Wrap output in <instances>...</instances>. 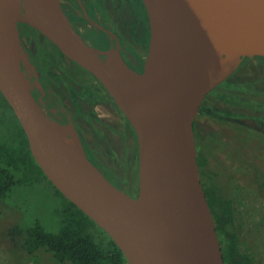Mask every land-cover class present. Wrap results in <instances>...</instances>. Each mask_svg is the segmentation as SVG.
<instances>
[{"label":"water","instance_id":"water-1","mask_svg":"<svg viewBox=\"0 0 264 264\" xmlns=\"http://www.w3.org/2000/svg\"><path fill=\"white\" fill-rule=\"evenodd\" d=\"M27 2L0 0V95L47 180L110 237L127 264H224L197 164L194 122L205 98L243 58H264V0H197V10L191 0H141L150 30L146 59L153 58L146 95L122 90L108 57L133 70L113 47L86 43L59 0H34L51 23L40 34L99 83L135 133L137 197L111 183L86 156L76 130L32 98L21 64L42 88L18 40Z\"/></svg>","mask_w":264,"mask_h":264},{"label":"rangeland","instance_id":"rangeland-1","mask_svg":"<svg viewBox=\"0 0 264 264\" xmlns=\"http://www.w3.org/2000/svg\"><path fill=\"white\" fill-rule=\"evenodd\" d=\"M263 65V62L258 59L246 60L244 68L237 72L239 77L235 80L229 79L219 88L225 91L226 95L231 86L238 81L251 80L258 82V88L252 84L253 91H250V93L254 94L255 91L264 89ZM54 66L52 61L48 63V67L52 71L58 72L56 68H53ZM25 69L24 74L31 89L30 71L26 67ZM75 77L79 81L88 79L93 82L88 74L81 71L75 72ZM240 87L242 88L244 85L240 84ZM217 93L216 91L211 92L200 108V113L196 118V127L199 131L196 145L200 150L207 145V148H209V144L213 140L212 134L214 135L216 131H219L222 135L221 145H215L213 148L211 145L209 149L213 156L225 160L226 165L229 166V174L232 177L242 178L247 170L244 169L241 162L238 163L237 160L233 161V159L236 154L242 153V148L245 149L246 155L264 152V120L258 121L262 125L257 122L254 123L253 120L242 121L239 127L232 124L230 120L222 121L225 116L233 114L232 109L235 106L233 108L227 106L221 99H218L219 95H216ZM30 94L32 96V93ZM227 99L233 102L231 105L235 103L231 95H228ZM246 102L250 103L252 107L259 105L254 101ZM226 107L228 109L224 110ZM114 108L110 105H98L96 114L100 116L105 127L97 132L86 127L84 137L90 144L95 145L100 150V159L112 171L113 179L126 190L127 194L137 197L139 194L140 160L138 142L135 137H132L131 130L126 126L127 123L123 116ZM236 111L243 112V109L237 108ZM238 112L234 111V113ZM11 113L7 108L0 106V142H7V146L8 143H11L8 142L9 134H12L17 125ZM70 126L73 127L72 124ZM248 126L250 128H247ZM248 129L250 130L251 142H246V145L243 146L240 135L242 133L248 134ZM230 136L234 137L230 138ZM245 154L241 155L245 156ZM28 170L29 172L20 173V175L26 174L28 179H25L27 181L18 190V193L7 202L8 204L0 203V264H59L45 250H40L34 256H29L22 248L23 233L31 223L38 222L48 231L59 229L61 220L59 212L63 206V199L57 196L45 180L35 181L31 177L37 175L36 170L30 168ZM246 176H249L248 173ZM214 184L221 188L220 181H215ZM242 188L244 191L240 190L239 194L237 193L238 202L242 205L237 217L241 248L248 256L251 255L252 258L257 259L264 252V195H262L264 192H259L256 185L253 187V185L246 184Z\"/></svg>","mask_w":264,"mask_h":264},{"label":"trees","instance_id":"trees-1","mask_svg":"<svg viewBox=\"0 0 264 264\" xmlns=\"http://www.w3.org/2000/svg\"><path fill=\"white\" fill-rule=\"evenodd\" d=\"M56 50L59 51L57 48ZM240 84H243L244 87L241 88ZM252 84L258 88L256 81H238L231 86L230 91L226 92L225 95V91L219 88L223 85L222 83L218 86L216 95H219L218 99H221L227 106H232V108L235 106L232 109V115L240 114L251 119L264 120V92L259 89L254 94L250 93L253 91ZM214 91L215 89L212 92ZM228 95L234 99L233 105H231L233 102L228 101ZM246 101H254L259 105L252 107ZM0 106L7 108L11 113L1 95ZM237 108L243 109V112L236 111ZM227 109L226 107L224 110ZM234 111L238 113H234ZM11 115L17 124L16 129L12 134H9L8 142L11 143H8L7 146V142H0V203L8 204L7 202L23 187L27 181L25 179L28 177L26 174L20 175V173L29 172L28 168L36 170L37 175L31 176L35 181L45 180L57 196L63 199V206L59 212L61 218L59 229L48 231L38 222L31 223L23 233L22 248L24 252L29 256H34L38 251L45 250L59 264H127L122 252L110 237L65 199L47 180L30 155L25 135L14 115L12 113ZM232 115L224 118L235 117ZM198 133V128L194 126L196 140ZM220 143L217 145L220 146ZM211 145L212 148L215 147L216 141L210 142L209 148ZM207 146L202 150L197 148V164L206 199L214 219L223 262L224 264H264V252L257 259L243 252L240 230L237 224V217L242 206L238 202L237 193L239 194L240 190L244 191L242 187L246 184L253 185V187L256 185L259 192H264V152L261 154L251 153L250 155L241 153L245 156L240 153L236 154L233 161L241 162L247 171L242 178H235L229 174V166L226 165L225 160L213 156ZM249 170L251 171L249 172ZM247 173L249 176H246ZM106 178L113 183L111 179L113 175L106 173ZM215 181H220L221 188L214 184Z\"/></svg>","mask_w":264,"mask_h":264},{"label":"flooded vegetation","instance_id":"flooded-vegetation-1","mask_svg":"<svg viewBox=\"0 0 264 264\" xmlns=\"http://www.w3.org/2000/svg\"><path fill=\"white\" fill-rule=\"evenodd\" d=\"M59 1L69 21L86 43L101 51H107L113 47L129 68L138 74L143 72L148 53L150 30L141 0ZM18 40L21 48L34 66L37 80L42 88V92L36 89L33 84V76L30 73L32 85L30 93H32L34 100L59 123L63 125L72 124L88 159L105 177L106 173L112 175V171L108 170L106 164L100 159V150L85 139L84 132L86 127L96 132L105 127L100 116L96 114L98 105H110V107H115L114 109L121 116H123L122 113L89 73L64 57L37 29L20 21L18 23ZM105 58L106 56H104ZM249 59H258L264 64V58H243L236 72L229 79L235 80L238 78L237 72L244 68L246 60ZM50 61L54 63L53 68H56L58 72L52 71L48 67ZM77 70L88 74L93 82L88 79L79 81L75 77ZM218 89L217 87L215 91ZM261 90L264 92V89ZM224 119L222 121L230 120L237 127L241 126L242 121L246 120H253L254 123L257 122L262 125L257 119H251L240 114L233 118ZM125 122L131 130L132 137L136 138L126 119ZM194 124L196 126V121ZM247 128H250V126ZM212 136V141H216V145L221 142L222 135L219 131H216ZM240 136L242 137L243 146L246 145V142H251L250 130L248 134L242 133ZM233 137L230 136V138ZM242 153H246L244 148H242ZM111 179L113 184L126 192L113 178Z\"/></svg>","mask_w":264,"mask_h":264},{"label":"bare ground","instance_id":"bare-ground-1","mask_svg":"<svg viewBox=\"0 0 264 264\" xmlns=\"http://www.w3.org/2000/svg\"><path fill=\"white\" fill-rule=\"evenodd\" d=\"M191 5L196 8L197 0H191ZM22 22L35 27L39 32L45 34L51 28V23L48 16L42 11V9L34 2V0H28L21 15ZM107 63L116 75L122 80V90L127 93H133L138 95H146L151 79L153 70V58L148 56L144 62L143 72L138 74L137 72L126 69L122 66L114 56L110 55L107 59ZM22 71L25 73L26 69L21 64ZM54 148L57 151H61V145L55 140H51ZM147 147V145L145 144ZM146 182L149 181V175L147 176Z\"/></svg>","mask_w":264,"mask_h":264}]
</instances>
